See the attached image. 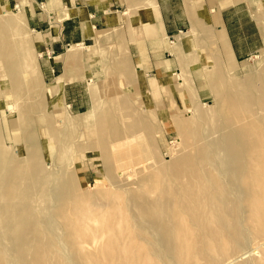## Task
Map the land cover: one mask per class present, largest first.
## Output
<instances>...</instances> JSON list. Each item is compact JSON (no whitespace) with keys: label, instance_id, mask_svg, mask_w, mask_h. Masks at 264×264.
Wrapping results in <instances>:
<instances>
[{"label":"rangeland","instance_id":"374dc122","mask_svg":"<svg viewBox=\"0 0 264 264\" xmlns=\"http://www.w3.org/2000/svg\"><path fill=\"white\" fill-rule=\"evenodd\" d=\"M44 8L41 0H0V264H222L247 246L256 253L230 264H264V45L227 73L199 50L190 67L181 51L178 72L162 81L138 72L123 30L105 29L69 46L66 73L77 76L80 95L73 100L52 79L58 71L50 77L42 65L45 35L29 13ZM198 68L203 82L194 80ZM209 107L214 115L194 112ZM198 144L204 152L192 155ZM212 158L227 162L237 185L227 206L191 208L172 196L169 215L152 212L161 211L163 182L192 187L214 169ZM128 191L137 199L127 201Z\"/></svg>","mask_w":264,"mask_h":264},{"label":"crops","instance_id":"0c3cea01","mask_svg":"<svg viewBox=\"0 0 264 264\" xmlns=\"http://www.w3.org/2000/svg\"><path fill=\"white\" fill-rule=\"evenodd\" d=\"M41 1L46 8L29 13V20L45 35L42 65L50 77L58 71L52 79H59L65 96L73 100L80 95L72 91L77 76L66 73L71 65L65 56L69 46L90 43L105 29L123 30L138 72L162 81L178 72L184 61L181 51L188 54L190 67L197 63L189 54L199 50L200 60L227 73L264 45V0H154L148 9L139 8L146 0ZM59 12L65 13L61 20L50 19ZM199 71L194 69V80L203 82Z\"/></svg>","mask_w":264,"mask_h":264},{"label":"bare ground","instance_id":"6f19581e","mask_svg":"<svg viewBox=\"0 0 264 264\" xmlns=\"http://www.w3.org/2000/svg\"><path fill=\"white\" fill-rule=\"evenodd\" d=\"M73 47V46H72ZM70 47V48H72ZM229 84V83H228ZM235 84V83H233ZM232 84V85H233ZM241 89L243 88V83L239 85V83H237L236 86H241ZM231 86V84H230ZM235 86V85H234ZM229 89V86L227 87ZM231 88V87H230ZM233 89V88H232ZM234 91V90H233ZM222 97V95H221ZM220 100V99H219ZM223 105L225 106V104L223 103V101H220V103L218 105ZM198 106V105H196ZM196 108V107H194ZM228 106L226 105V109L223 110V112H227ZM197 113L198 116H205V114H210V115H214L215 112L213 111V108L212 107H209V108H204V109H201V108H198L196 111H194ZM195 115V114H194ZM193 115V116H194ZM121 118V117H119ZM117 118V119H119ZM78 119V118H76ZM122 119V118H121ZM125 119V118H124ZM193 119V118H192ZM126 120V119H125ZM187 121V119H185ZM191 120V119H190ZM121 121V120H120ZM119 122V121H118ZM194 125H195V122H193ZM193 127V126H192ZM104 129V128H103ZM117 129V128H116ZM114 130V128H113ZM118 132H120L121 130H117ZM104 132V131H103ZM109 132L106 130V133ZM116 132V131H115ZM113 131V133H115ZM105 133V132H104ZM103 134V133H101ZM109 134V133H108ZM120 134V133H119ZM104 136V135H103ZM107 134L105 135V138L107 139L108 137ZM110 138V137H109ZM108 138V139H109ZM116 140V139H115ZM109 141V140H108ZM111 141V140H110ZM109 141V143H110ZM116 142V141H115ZM108 143V145L110 146V148H112L111 146ZM112 144V142H111ZM212 142L210 141L209 142V148L212 146ZM226 144V145H225ZM107 145V144H106ZM227 148L231 151V145L227 144L226 142H224V144ZM189 146V145H188ZM206 146V145H205ZM114 147V146H113ZM119 147L120 144H119ZM117 147H114V149H116ZM123 148V147H121ZM113 150V149H112ZM190 150H191V154L192 155H200L202 154L204 151V147L201 146V144H198L196 146H191L190 147ZM115 151V150H114ZM112 151V152H114ZM125 151V150H124ZM227 151V150H226ZM120 152V151H119ZM123 152V151H122ZM138 152V150H137ZM116 153V152H114ZM130 153V152H128ZM228 153V152H227ZM113 154V153H112ZM111 155V153H110ZM120 156V154H118ZM125 155V154H124ZM127 155V154H126ZM130 155V154H129ZM113 156V155H112ZM118 156V157H119ZM236 156V155H235ZM241 156H245L244 154H242ZM114 157V156H113ZM123 157V155H122ZM121 158V157H120ZM114 159H116V157H114ZM113 159V160H114ZM125 159V158H123ZM211 164L215 165L214 169L211 170V171H208V169H206L208 172L206 173V175L204 176V179H201V181L197 182L195 185L193 183H190L192 184V187H187L184 183V180H179V179H176L174 180V183H173V180L169 181V182H163L161 185L163 186V190L158 192L160 193V195H158V197H156V201H159V204H160V207L161 208V211L159 209H151L149 208L148 206H145L144 210L145 211H148V210H152V212L154 213H158V216H160L161 214V217H166V214L169 215V210L171 209V206L169 205L171 202V200L173 199L172 196H175V200L174 202L177 203V204H189L191 206V208L194 206L195 208L198 209V207H203L205 206V208L207 206H209L210 204H214L217 203V202H224L225 205L227 206V204H229L233 198H230L232 196L229 197V193H233L235 196L238 194V191H234L236 188H237V185L235 183H231V177L229 176V173L226 172V170L224 168L228 167L227 165V162L225 160H222V159H219V158H212V160L210 161ZM10 163V162H9ZM231 161L229 162V165H230ZM165 167L162 169L164 170ZM39 169L36 165L35 162H32L31 163V166L29 167V170L28 172H30V175L33 174L34 177L37 176ZM203 171V169H202ZM171 175V174H170ZM235 175V174H234ZM182 177L184 179V176H183V171H182ZM237 177V175H236ZM53 179L55 180V182L57 184H60V182L62 183L63 187H64V182L61 180V175H56L53 177ZM236 179V178H235ZM238 179V178H237ZM51 179H48V182H50ZM164 181V180H163ZM138 183V182H137ZM237 183V182H236ZM140 184V183H139ZM61 186V185H60ZM128 186V185H127ZM126 186V187H127ZM135 186V185H134ZM241 186V185H240ZM125 187V188H126ZM124 188V189H125ZM197 188H202L201 190V193H200V197L198 198H194L196 197L195 195L192 196V199L190 201H187L185 199V195L186 194H189V195H192L195 193V191H197ZM243 188V187H242ZM139 189V188H138ZM126 190H128L126 188ZM130 190V189H129ZM238 190V189H237ZM240 190V189H239ZM129 194H128V197H127V201H130L132 199H137L138 197V192H131V191H128ZM232 195V194H231ZM177 197L179 199H177ZM201 198V199H200ZM228 199V200H227ZM238 199V198H237ZM236 200V199H235ZM234 202V201H233ZM213 204V205H214ZM222 205V204H221ZM225 207V206H224ZM133 211H135L136 214L138 213H141V211L139 210V208L137 206H135L134 208H132ZM174 210L176 211L177 210V206L174 205ZM199 211V210H198ZM217 211V210H215ZM166 213V214H165ZM240 213V212H239ZM136 214H132L131 216V223L133 224V226L136 224L138 225V220L136 219L137 218V215ZM220 215V214H219ZM234 216V215H233ZM224 217H227L226 215ZM245 216L243 217V215H240L238 216L237 218V221L235 223H237L236 225H240L239 229L240 230H243V228H241L243 226V221L244 220ZM246 219V218H245ZM136 222V223H135ZM227 222V221H225ZM185 225V224H184ZM139 226V225H138ZM245 226V224H244ZM237 227V226H236ZM142 231V230H141ZM144 234L147 236V235H150L151 234V230L146 228L144 230ZM17 235V234H16ZM250 245V244H249ZM264 245V238H261L257 247H261ZM246 247V246H245ZM257 251V248L254 247V246H247L246 248L242 249L241 251H238L236 252L235 254H233L229 260L225 261L224 263L222 264H230L232 262H236L244 257H246L247 255H250V254H254L256 253ZM242 264V263H241Z\"/></svg>","mask_w":264,"mask_h":264}]
</instances>
